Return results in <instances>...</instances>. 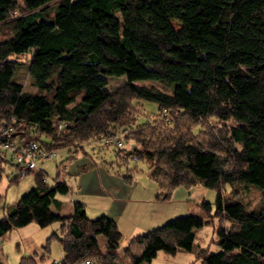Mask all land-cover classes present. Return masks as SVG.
<instances>
[{"label":"trees","instance_id":"trees-1","mask_svg":"<svg viewBox=\"0 0 264 264\" xmlns=\"http://www.w3.org/2000/svg\"><path fill=\"white\" fill-rule=\"evenodd\" d=\"M19 67L32 90L15 77ZM106 75L125 81L108 89ZM134 99L154 101L157 113L138 121ZM0 127L8 132L0 141L15 147L0 155V179L2 162L15 167L11 181L22 176L13 153L24 138L66 146L72 157L84 140L121 134L119 145L100 144L148 161L156 199L178 185L216 191L213 209L198 202L205 216L171 217L120 249L111 216L89 217L78 200L69 213L57 211L66 203L57 195L70 189L60 173L66 157L52 182L37 168L29 189L3 209L0 241L14 227L57 221L44 248L57 238L63 264H124L121 255L141 264L180 250L203 264H264V196L246 210L222 189L264 187V0H0ZM214 217L217 249L194 247L195 230ZM43 260L21 256L19 264L52 261Z\"/></svg>","mask_w":264,"mask_h":264},{"label":"rangeland","instance_id":"rangeland-1","mask_svg":"<svg viewBox=\"0 0 264 264\" xmlns=\"http://www.w3.org/2000/svg\"><path fill=\"white\" fill-rule=\"evenodd\" d=\"M15 77L18 80L24 82V88L32 90L30 85L25 80V72L23 67H19ZM106 86L108 89H112L124 83V75L114 76L106 75ZM135 82L145 85H153L163 90H168L161 84H158L149 79H136ZM134 103L141 109L142 112L138 114V121H143L146 115L153 116L157 113V104L154 101L147 99H134ZM121 136V134H120ZM122 138V137H121ZM44 139V138H42ZM98 138H91L82 142V150L77 148V155L87 153L90 157L96 161V164L102 165V175L107 176L111 179L112 185L117 186L116 193L107 192L104 193L97 201L86 203V214L89 217L96 216L100 213L111 216L118 226L121 233V238L129 233L132 225L142 224L145 226V230L150 227L161 224L165 220L186 213L203 214L200 210L198 202L201 199L209 201L214 208V200L216 191L213 188L196 184L189 188L184 186H176L170 190L169 197L166 199H156L155 193L158 191L156 183L148 177V161L141 159L126 158L122 159L117 154V148L112 146H102L98 142ZM122 141V139H121ZM125 141V142H124ZM125 147L131 140H125ZM56 154L53 159H46L38 162L35 167L31 168L24 175L20 176L16 181H11L10 178L16 173L13 164L8 162H2V173L0 179V215L2 210L12 204L16 198L21 195L24 191L29 189L33 184V178L37 168H43L45 171V178L50 183L54 180L57 171L61 170L58 168V164L55 161H60L61 158L67 153V147H58L55 149ZM67 153V160L72 158ZM63 158L62 160L66 159ZM66 160V161H67ZM59 169V170H58ZM61 178L69 184L72 182L74 176L61 170ZM100 173V174H101ZM106 178V179H107ZM232 186V187H231ZM127 187L129 190H125ZM223 195H229L235 200H239L243 203L246 210L252 208H258L260 205L261 198L264 196V187H255L249 183H226L223 186ZM70 194H73L71 191ZM92 195H89L91 198ZM65 206H68L69 202L65 200ZM125 206L124 212L119 216L118 208L121 205ZM94 206L96 209H92ZM85 207V206H84ZM93 207V208H94ZM67 209V208H66ZM130 211L127 216V211ZM114 216H112V214ZM213 221V222H212ZM209 220L204 225L196 229L194 247H208L210 250H216L217 245L214 243L217 239L215 230L213 231V224L216 225L217 219L214 217L213 220ZM58 222L54 221L49 224L50 228L45 235L36 242L35 253L31 255L29 250L23 244L25 241L17 236V233L21 235L22 227L12 228L0 241V259L4 264H19L20 257H37L40 252L44 253V260L46 262L51 258H59L61 255L60 244L57 238L52 237L47 241V249L44 251L42 243L45 242L46 237L50 234L51 229H58ZM34 225L32 222L25 227ZM58 231V230H57ZM137 233V231H136ZM134 233V234H136ZM40 234V233H37ZM98 245L100 248H104V237L101 234L97 235ZM19 242V244H17ZM41 244V245H40ZM121 255V252H120ZM171 254H166L163 251H159L157 255L151 258L148 264H203L199 259L194 257L193 251H178L174 257ZM124 264H129V260L121 255ZM172 257V258H171ZM31 264V263H23Z\"/></svg>","mask_w":264,"mask_h":264},{"label":"crops","instance_id":"crops-1","mask_svg":"<svg viewBox=\"0 0 264 264\" xmlns=\"http://www.w3.org/2000/svg\"><path fill=\"white\" fill-rule=\"evenodd\" d=\"M67 153L65 154L63 158L67 156ZM73 153L74 154L72 158H69L67 161L65 160L63 162L64 163L63 171H65L68 174H72L74 178H72V182H69L70 184L69 191L66 192L65 194L57 195V198H59L60 200L62 201L67 200L69 202L68 206H65L66 204L65 203L57 210L59 213H69L72 209V201L74 200H78L82 202V204L85 206L84 208H86V203L97 201V199H100L104 193H107V192L116 193V190H117V186L112 185L111 179L107 178V176L105 177V175H102L101 172L102 170H104L103 168H101L102 165L96 164V161H94L90 157L89 154L82 153L81 155L78 156L77 152H73ZM63 158H61L60 161H62ZM57 162L59 161H55V164H57ZM178 186H181V185H178ZM185 188H189V187H185ZM125 190H129V189L125 187ZM71 191L73 192V194H70ZM89 195H92L91 198H89ZM93 207L94 206H92L91 208L96 209L95 207L94 208ZM124 210H125V206L122 204L118 208V215L120 216L124 212ZM130 211L132 212V210L130 209L127 211L126 216L130 214L129 213ZM112 216L114 215L112 214ZM31 223L32 222L22 225L21 235L17 233V236H19L20 239L23 238V240L25 241L23 244L30 251L29 253L33 255V253H35L34 249L37 246L36 242H38L40 238H42V236L46 234L50 226L48 224V225L40 227L36 223L33 222L34 225H30L29 227L23 228L24 226H27L28 224H31ZM56 228L57 227H55L54 229ZM54 229H51V231ZM144 230H145V226L143 225V223L138 224V225L133 224L132 228H130L129 233L126 234V236H124L123 238H121L120 236L118 247L122 249L127 243L131 235L136 233V231L138 233ZM37 233H40V234H37ZM44 243H42V245L40 244L41 246H43V248H44ZM17 244H19V242H17ZM45 250L46 249L44 248V251ZM158 252L156 253V255L158 254ZM41 253L43 252H40V254ZM175 254L172 257H174ZM141 264H148V262H143Z\"/></svg>","mask_w":264,"mask_h":264},{"label":"built area","instance_id":"built-area-1","mask_svg":"<svg viewBox=\"0 0 264 264\" xmlns=\"http://www.w3.org/2000/svg\"><path fill=\"white\" fill-rule=\"evenodd\" d=\"M60 126V125H58ZM9 130V127H7ZM2 131V127H0ZM3 133H8L2 131ZM121 136L111 137H101L98 142L103 145H119L121 142ZM8 149H15L9 141H0V155L4 154ZM56 151L53 149H47L40 147L37 142L29 138H24L21 145L19 146L18 151H14L13 157L16 162L19 164V174L24 175L28 170L35 167L38 162H41L46 159H53L55 157ZM52 261L49 264H63L59 259L52 258ZM84 264H88V260H84Z\"/></svg>","mask_w":264,"mask_h":264}]
</instances>
